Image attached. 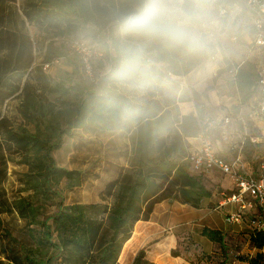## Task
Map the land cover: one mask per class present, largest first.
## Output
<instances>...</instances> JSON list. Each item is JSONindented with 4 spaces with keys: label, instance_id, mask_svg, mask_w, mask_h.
<instances>
[{
    "label": "trees",
    "instance_id": "16d2710c",
    "mask_svg": "<svg viewBox=\"0 0 264 264\" xmlns=\"http://www.w3.org/2000/svg\"><path fill=\"white\" fill-rule=\"evenodd\" d=\"M15 1L0 0V72L5 69V73L24 70L33 63L30 35L24 30L5 27L8 5ZM235 5L233 0H222L225 18ZM91 6V0H23L22 13L29 24L57 29L59 35L82 32L90 38L86 42L99 43L100 33L89 12ZM250 29L253 33L252 26ZM50 47L51 43L44 52V63L54 59ZM102 47L113 62L109 73L112 83L139 85L152 79L149 74L138 72V67L147 68L146 63L133 66L111 46L103 43ZM215 56L214 51L211 58ZM208 58L193 61L159 57L151 60L167 74L181 76ZM246 63L236 75L228 71V80L236 86L242 104H248L258 95L256 61L250 59ZM73 91L83 94L71 99ZM180 94L178 101H194L197 114H181L178 108L163 109L154 98L141 102L113 86H104L98 93L79 82L70 85L64 81L53 82L41 67L34 68L33 82L24 83L17 107L24 123L10 127L4 117L0 118L6 140L14 153L20 155L19 162L26 166L19 180L28 194L18 196L7 205L0 192V215L15 211L26 221L33 242L22 246V264H119L120 253L135 224L139 220H148L157 203L176 199L181 204L201 207L211 192L197 177L200 173L191 169L188 138L199 132V119L203 117L200 100L207 98V94L194 88L181 90ZM30 124L34 130L28 128ZM77 129L129 134L131 166L107 183L101 203L73 202L61 205L51 217H42L45 203L60 196L58 186L61 181H65L69 189L83 183L81 169L58 165L52 154L62 147L64 138L72 137ZM3 150L0 144V158H3ZM1 163L0 184L6 176V160ZM107 196L113 197L110 205L105 203ZM2 229L5 237L16 241L8 230ZM200 234L221 246L224 244V233L220 229L204 226ZM250 237L255 247H264V231L250 230ZM147 251L148 248H141L131 264H155ZM171 254L179 257L174 251ZM247 264H264V252L258 251Z\"/></svg>",
    "mask_w": 264,
    "mask_h": 264
},
{
    "label": "rangeland",
    "instance_id": "374dc122",
    "mask_svg": "<svg viewBox=\"0 0 264 264\" xmlns=\"http://www.w3.org/2000/svg\"><path fill=\"white\" fill-rule=\"evenodd\" d=\"M235 3L233 10L225 18L226 26L215 50V58H211V55L202 62L209 69H213L214 66L219 67V69L214 68L216 76L211 79L214 85L216 81H222L227 88L233 86L228 80L229 69L242 61H244L242 66H246L247 61L255 60L256 57L255 53L249 52V43L252 41L253 34L250 29L248 9L242 3L236 1ZM8 8L5 27L26 31L33 45V63L30 67L18 72L5 73V69L0 72V118L4 117L8 126L17 127L24 123L17 107L22 99L24 83L33 82L35 67H41L53 82L64 81L67 85L79 82L82 86L89 87L98 93L104 86H113L138 101L147 102L154 98L163 109L178 108L181 113L177 105L181 96L180 91H189L192 88L183 87L187 74L170 77L166 70L154 61L145 69L138 67V72L152 77L145 84L112 83L109 73L113 62L107 58L105 48L102 47L103 43L109 44L101 34L99 43L86 42L90 39L89 36L78 31L59 35L57 29L29 24L22 13L23 0H16L9 4ZM239 31L242 32L241 35L238 34ZM73 41H82L86 45L96 43L95 53L91 56L92 75L85 72L80 55L71 46ZM49 43L52 44L50 48L54 59L46 67L47 63L43 62V55ZM58 54L60 56H57ZM208 90L209 87L201 93L205 95ZM82 94L73 91L70 98L74 99ZM248 106L243 116L244 120L239 119L236 122L237 129L232 132V128H223L226 129L227 138L224 140L222 136L213 137V143L215 139L217 147H219V140H222L224 146H235L243 141V156L249 163V171L256 174L259 161L264 156V140L257 145L249 141V136H260L261 120L253 98ZM199 107L201 110V106ZM28 128L34 130L32 124L28 125ZM0 144L4 149L3 158H0V168L3 167L2 160H6V176L0 184V192L3 193L6 204L10 205L18 196L28 194L23 191V185L19 180L26 166L19 162L20 155L14 153L2 128H0ZM230 151L229 158L235 157L238 148L231 147ZM52 154L58 165L81 169L84 179L80 186L71 189L65 186V181H61L58 186L60 196L45 203L42 217H51L61 205L73 202L101 203L107 183L130 168L132 141L129 134L121 131L93 133L77 129L72 137H65L62 147ZM188 171L192 173L191 169ZM197 177L210 190L211 196L204 200L200 208L183 205L176 202V199L163 200V205L156 206L152 219L150 215L148 220H140L136 223L130 239L122 248L118 258L119 264H131L133 255L135 256L141 248H148L146 254L156 264H177L171 254L173 251L179 255L177 257V259L180 258L179 264H247L258 251L264 252V247L261 249L255 247L250 237L251 229L246 223L226 224L224 222L230 206L219 207V201L221 192L230 190V179L217 171L200 173ZM112 202L113 197L107 196L105 203L110 205ZM0 216L2 228L8 230L17 241H11L5 237L3 229L0 228V264H22L21 258L24 254L22 246L33 244L26 221L21 219L15 211L3 212ZM204 226L220 228L224 233V244L221 246L203 237L200 231Z\"/></svg>",
    "mask_w": 264,
    "mask_h": 264
},
{
    "label": "clouds",
    "instance_id": "9594fccd",
    "mask_svg": "<svg viewBox=\"0 0 264 264\" xmlns=\"http://www.w3.org/2000/svg\"><path fill=\"white\" fill-rule=\"evenodd\" d=\"M93 24L113 51L139 66L152 58L201 60L225 30L222 0H91Z\"/></svg>",
    "mask_w": 264,
    "mask_h": 264
},
{
    "label": "built area",
    "instance_id": "2783aa9c",
    "mask_svg": "<svg viewBox=\"0 0 264 264\" xmlns=\"http://www.w3.org/2000/svg\"><path fill=\"white\" fill-rule=\"evenodd\" d=\"M242 3L248 9L250 24L254 30L249 52L256 54L255 72L258 95L255 108L260 116V136H249L252 144H258L264 138V0H233ZM223 14L226 9L222 8ZM71 46L80 55L85 72L92 75L91 56L95 53V44L86 45L82 41H73ZM92 48L94 50H92ZM256 50V51H255ZM252 53V54H253ZM153 61L145 65L149 67ZM244 64L229 69L231 75H236L238 69ZM48 63L46 64V67ZM170 77H173L168 72ZM229 116L224 117L222 125L230 123ZM217 120L211 115H204L199 119V132L195 137H191L194 142L189 141L188 160L191 169L196 173L220 172L230 179L232 188L229 191L221 192L219 207L233 205L234 209L225 216L228 224L246 223L251 231H264V156L261 157L257 166V173L249 171V163L245 160L242 153L243 141L232 146L238 148L237 155L227 159L219 155L213 144V130L217 125ZM222 139L227 138L226 129L221 131ZM241 144V145H240Z\"/></svg>",
    "mask_w": 264,
    "mask_h": 264
},
{
    "label": "crops",
    "instance_id": "0c3cea01",
    "mask_svg": "<svg viewBox=\"0 0 264 264\" xmlns=\"http://www.w3.org/2000/svg\"><path fill=\"white\" fill-rule=\"evenodd\" d=\"M250 27H251V24H250ZM241 33L242 32L239 31L238 34L241 35ZM233 38H231V39H233ZM214 68L219 69V67H217V66H214ZM214 68L209 69L206 67V64H204V63L200 64L198 67L193 69L190 73H188L185 76V85L183 87H185V88L192 87V88L196 89L198 92H202L203 90H205V88L209 87V90L207 91V98H204V97L202 98V105H200L201 106V112H202L203 116L208 114L217 120L218 124L216 125V127L213 130V137H216V136L220 137L221 136V129H223V128H228V127L232 128V132L234 131V129H237L236 128V125H237L236 122L239 119L244 120L243 116L246 114L247 108L249 107L248 106L249 103L248 104H242L241 103L240 95H239V92H238L235 85L231 86L230 88H227V86L222 81H220V82L216 81V84L214 85L213 80L211 79V78H214V76H216V70H214ZM256 100H257V97L253 98L254 104H256ZM177 105H178L179 109H181V114H188L191 112L194 114H197V111L195 108V103L193 100L178 101ZM226 116H229L231 118L230 123L227 125H222L221 120ZM236 132H237V130H236ZM213 137H212V139H213ZM189 140L191 142H194V140L192 138H189ZM262 140H264V138H262ZM213 144H214L215 151L219 155H221L227 159L232 158V157L229 158V155L231 152L230 150L232 147L231 145L230 146L229 145L224 146V143L222 142V140H219V145H218L219 147H217V143L215 142V139H214ZM255 145H257V144H255ZM231 188H232V184H231ZM176 202H178V201H176ZM203 202H204V200L202 201V203ZM163 203H164L163 201L157 203L154 207L153 212L155 211L157 205H163ZM183 205H185V204H183ZM227 206H230L228 212H230L234 209L233 205H227ZM153 212L151 214V219L153 216ZM224 222L226 224H228L225 221V218H224ZM136 225L137 224H135V226ZM216 229H220V228L217 227ZM133 257H134V255H133ZM173 258H174V261L177 264H179L180 258L179 259H177V257H173ZM155 264H156V262H155Z\"/></svg>",
    "mask_w": 264,
    "mask_h": 264
},
{
    "label": "water",
    "instance_id": "95a60500",
    "mask_svg": "<svg viewBox=\"0 0 264 264\" xmlns=\"http://www.w3.org/2000/svg\"><path fill=\"white\" fill-rule=\"evenodd\" d=\"M170 201H172V199H170Z\"/></svg>",
    "mask_w": 264,
    "mask_h": 264
}]
</instances>
